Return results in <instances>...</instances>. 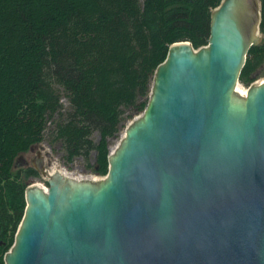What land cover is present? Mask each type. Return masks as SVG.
<instances>
[{"label": "water", "instance_id": "95a60500", "mask_svg": "<svg viewBox=\"0 0 264 264\" xmlns=\"http://www.w3.org/2000/svg\"><path fill=\"white\" fill-rule=\"evenodd\" d=\"M259 0H219L207 42L173 41L98 179L45 181L3 264H264V80L235 89ZM42 148V146H40Z\"/></svg>", "mask_w": 264, "mask_h": 264}, {"label": "trees", "instance_id": "16d2710c", "mask_svg": "<svg viewBox=\"0 0 264 264\" xmlns=\"http://www.w3.org/2000/svg\"><path fill=\"white\" fill-rule=\"evenodd\" d=\"M218 2L0 0V264L23 212L26 178L37 175L31 165L13 169L17 156L44 139L58 143L62 163L79 156L105 174L107 138L130 117L125 109H143L171 42H207ZM258 30L237 76L245 85L264 64V0Z\"/></svg>", "mask_w": 264, "mask_h": 264}, {"label": "rangeland", "instance_id": "374dc122", "mask_svg": "<svg viewBox=\"0 0 264 264\" xmlns=\"http://www.w3.org/2000/svg\"><path fill=\"white\" fill-rule=\"evenodd\" d=\"M261 35V33H260ZM261 37V36H260ZM252 75L254 76L253 80L250 81L248 84L250 83H254V82H259L261 80H264V64H262L261 66H259L253 73ZM151 82V80H150ZM248 84H243L241 82H239L237 80V84L236 85H239L240 88H243L245 89V87L248 85ZM235 85V86H236ZM61 100L64 102V98L62 97ZM141 110H138V111H133V109L131 108H127L125 109V113H129L130 114V117L124 119L122 121V124L119 126V130L117 131V133L111 137H108L107 138V144H108V149H111L113 148L116 143L118 142L120 136L122 135L123 133V130L126 126V124L132 120L133 118H135L136 116H138L140 114ZM92 137L94 139L97 138V133L96 132H93L92 133ZM40 146H42V148H40ZM32 148L33 150L29 151H24L22 153H20L17 158H22L23 162H16L14 165H13V169L17 168V167H22L25 165V161L29 160V158L34 154V151L36 149H41V153H43V151H48V155H44V168L47 170V171H51L52 168H53V165H58L59 167L61 168H64V170H66L70 176H73L72 174H82L83 177L82 178H94V179H98V178H101L104 174H99V173H96L94 171H91L90 169H88L87 167H85L84 165V162L82 160L81 157L79 156H76L73 158V160L69 163H62L61 159H60V151H59V147H58V143L55 142L53 144H48L46 140H41L35 144L32 145ZM93 151H91L90 153V161L93 160ZM56 163V164H55ZM28 164V163H26ZM76 177V176H75ZM26 182L27 184H29L30 182H33V183H39V184H43V185H46L45 184V181L43 179V177L40 175V174H37L35 176H29L26 178Z\"/></svg>", "mask_w": 264, "mask_h": 264}, {"label": "bare ground", "instance_id": "6f19581e", "mask_svg": "<svg viewBox=\"0 0 264 264\" xmlns=\"http://www.w3.org/2000/svg\"><path fill=\"white\" fill-rule=\"evenodd\" d=\"M235 89H236L239 93H241V94H243V92H244V90H245V89H243V88H240L239 85H236V86H235ZM55 164H56V163H55ZM55 170L60 171V172H62V173L65 174V175H69V173H68L66 170H64V168H61V167H59L58 165H53V168H52L51 171H55ZM49 172H50V171H49ZM69 176H70V175H69ZM90 179H94V178H90ZM35 184L41 186L42 188L44 187L43 185H41V184H39V183H36V182H35Z\"/></svg>", "mask_w": 264, "mask_h": 264}, {"label": "flooded vegetation", "instance_id": "af4514ba", "mask_svg": "<svg viewBox=\"0 0 264 264\" xmlns=\"http://www.w3.org/2000/svg\"><path fill=\"white\" fill-rule=\"evenodd\" d=\"M28 150H29V151L33 150L32 146H30V147L28 148ZM34 154H35V151H34ZM34 154H33L32 156H34ZM32 156H31V157H32ZM31 157H30V158H31ZM30 158H29V159H30ZM15 161H16V162H23L22 158H16ZM26 163H27V162L25 161V165H30V164H26ZM25 165H24V166H25ZM37 174H38V172H37ZM33 176H35V175H33Z\"/></svg>", "mask_w": 264, "mask_h": 264}, {"label": "built area", "instance_id": "2783aa9c", "mask_svg": "<svg viewBox=\"0 0 264 264\" xmlns=\"http://www.w3.org/2000/svg\"><path fill=\"white\" fill-rule=\"evenodd\" d=\"M73 176L72 177H74V178H82L83 177V175L82 174H80V173H78V174H72ZM76 176V177H75ZM43 185V184H42ZM44 186V185H43ZM43 188H45V186L43 187Z\"/></svg>", "mask_w": 264, "mask_h": 264}]
</instances>
